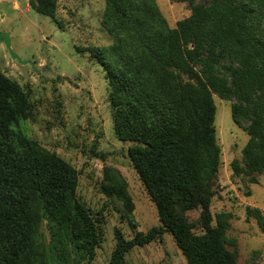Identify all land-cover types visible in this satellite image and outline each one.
<instances>
[{
    "label": "trees",
    "instance_id": "1",
    "mask_svg": "<svg viewBox=\"0 0 264 264\" xmlns=\"http://www.w3.org/2000/svg\"><path fill=\"white\" fill-rule=\"evenodd\" d=\"M56 2L30 0V6L55 17ZM107 10L120 34L107 51L117 62L107 75L115 132L133 141L129 157L161 221L130 239L116 228L110 264H123L134 246L163 232L174 236L189 264H238L230 248L236 241L227 234L230 213H218L213 224L211 212L221 163L211 90L236 96L239 125L249 110L244 165L235 159L232 167L255 180L264 171V30L253 21L257 9L249 0H207L176 28H167L152 0H107ZM30 109L26 92L0 69V223L15 247L10 264L18 258L37 264L46 254L43 220L55 264H83L99 246L98 224L77 194V170L17 129ZM198 208L201 234L187 214Z\"/></svg>",
    "mask_w": 264,
    "mask_h": 264
},
{
    "label": "rangeland",
    "instance_id": "2",
    "mask_svg": "<svg viewBox=\"0 0 264 264\" xmlns=\"http://www.w3.org/2000/svg\"><path fill=\"white\" fill-rule=\"evenodd\" d=\"M207 0H152L167 28L193 14ZM257 9L254 23L264 30V1L249 0ZM260 7L263 9L260 10ZM55 17L37 12L30 0H0V30L7 32L11 49L0 41V69L19 83L31 103L27 120L18 130L48 151L55 152L78 172L77 194L98 224L99 246L83 264H110L116 246L115 229L125 238L161 225L155 202L141 180L128 149L114 128L108 66L116 60L107 51L120 38L118 23L107 10V0H57ZM262 13V14H261ZM223 74V73H221ZM188 84V76L182 74ZM223 77V75L221 76ZM226 82L230 78L224 76ZM195 92V90H194ZM214 127L221 149L211 203L213 224L220 212H229L228 236L236 241L238 264H264V171L235 174V159L244 165L243 149L249 138V110L239 125L232 111L234 94L211 90ZM7 186L11 182L6 181ZM194 230L204 232L200 209L188 211ZM43 220L41 241L46 254L37 264H55L54 244ZM12 238L0 223V264L14 260ZM16 264H24L19 258ZM123 264H189L174 236L163 232L143 246H134Z\"/></svg>",
    "mask_w": 264,
    "mask_h": 264
},
{
    "label": "water",
    "instance_id": "3",
    "mask_svg": "<svg viewBox=\"0 0 264 264\" xmlns=\"http://www.w3.org/2000/svg\"><path fill=\"white\" fill-rule=\"evenodd\" d=\"M0 41H3L6 44V46L12 52V57L17 59L18 58L17 55L11 49V41H10V38H9V34L7 32H4V31L0 30Z\"/></svg>",
    "mask_w": 264,
    "mask_h": 264
}]
</instances>
